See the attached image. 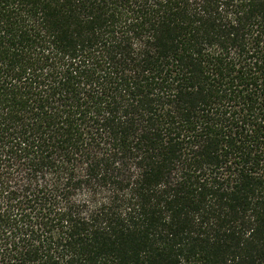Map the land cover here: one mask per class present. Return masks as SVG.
Wrapping results in <instances>:
<instances>
[{"label":"trees","instance_id":"obj_1","mask_svg":"<svg viewBox=\"0 0 264 264\" xmlns=\"http://www.w3.org/2000/svg\"><path fill=\"white\" fill-rule=\"evenodd\" d=\"M0 264H264V0H0Z\"/></svg>","mask_w":264,"mask_h":264}]
</instances>
